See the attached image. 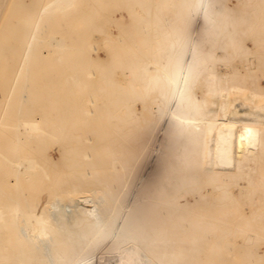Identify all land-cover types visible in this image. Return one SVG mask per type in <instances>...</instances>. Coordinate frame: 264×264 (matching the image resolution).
Instances as JSON below:
<instances>
[{
  "label": "rangeland",
  "instance_id": "rangeland-1",
  "mask_svg": "<svg viewBox=\"0 0 264 264\" xmlns=\"http://www.w3.org/2000/svg\"><path fill=\"white\" fill-rule=\"evenodd\" d=\"M7 1L0 0L1 39L4 46L16 47L18 29L7 30L19 17L7 10L2 18ZM24 1L42 5L49 0ZM67 11L65 16L56 11L50 17L54 23L44 36L40 34L45 39L36 45L33 63H26L23 51L13 50L10 65L0 68L3 153L12 155L3 150V142L18 132L23 136V130L15 127L26 119L67 115L71 118L67 129L92 130L113 146L90 152L73 169L59 164L62 160L55 146L22 144L19 154L33 153L43 162L47 150L48 159L57 162L51 174L54 190H70L81 181L80 189L98 198L127 181L146 179L155 185V160L147 159L140 144L161 138L167 168L159 185L170 194L175 187L186 189L187 196L182 195L192 202L194 190L183 181L195 175L197 184L205 183L209 202L193 204L194 211L214 221L201 235L204 259H217V264H264V0H76ZM50 36L63 45L57 51L51 49ZM155 64L174 81L155 80ZM226 92L232 101L250 105L254 113L247 118L251 122L258 119L237 126L238 157L228 171L217 157L205 156L201 146L209 117H222L213 109ZM173 140L185 150L178 161L170 146ZM97 180L101 182L94 185ZM24 182L28 189L23 182L20 187L28 196H42L46 191L41 185L49 190L40 175ZM120 251L101 253L100 258L127 259L129 254Z\"/></svg>",
  "mask_w": 264,
  "mask_h": 264
},
{
  "label": "bare ground",
  "instance_id": "bare-ground-1",
  "mask_svg": "<svg viewBox=\"0 0 264 264\" xmlns=\"http://www.w3.org/2000/svg\"><path fill=\"white\" fill-rule=\"evenodd\" d=\"M75 1L49 0L41 5L24 0L17 3L8 0L4 4L2 18L7 10L17 12L19 18L11 23L7 31L14 32L16 28L18 29L19 44L16 47L4 46L1 39L3 33L0 31V68L5 65L7 68L10 65L12 61H9L8 57L12 56L13 50L15 53L23 51L25 58L28 59L26 63H33L37 56L36 45L45 39L39 38L40 34L44 36L47 28L54 23L49 21L50 17L56 11L61 12V16H65ZM43 18L46 20L38 29V24ZM20 25L23 27L20 28ZM48 42L53 43L52 50L54 48L57 51L58 47L63 46L55 36H50ZM161 77H168L171 82L174 81L168 71L155 64V80ZM26 96L27 91L22 93V102L25 101ZM158 105L160 110L161 106ZM215 105L217 107L213 112L222 117L214 118L215 114L209 117L201 146L205 150L203 153L205 156L217 157L221 167L223 166L222 169L228 171L234 167L238 157L235 149L239 138L237 126L250 123L247 115L254 112L248 103L232 101L228 92L222 93ZM259 116L257 114L255 117ZM70 119L67 115L45 114L37 118H29L21 126L15 127L23 130V136L18 132L11 141L7 143L3 142L6 140L2 141L5 144L3 150L10 151L12 155L3 153L0 148V264H128L132 260L140 264H217L219 262L214 258L204 259V247L200 246L201 237L204 238L201 235L209 230L207 224L209 226V223L214 221H210L211 218L206 219L209 216L204 219L194 211L195 209L193 210V206H196L193 204L209 202L207 190L204 188L205 183L197 184L200 182L195 180L194 174L193 179L183 181V185L191 186L194 190L193 203L187 200L186 193L189 191L186 189L175 187V192L170 194L158 183L167 168L161 138L150 141L146 139L140 144V148L148 154L147 159L155 160V185L146 179L127 181L124 187L108 188L106 196L99 195L98 198L81 190L80 184L84 183L81 181L73 184L70 190L62 188L54 190L51 186L55 181L51 174L57 162L55 164L48 159L47 150L48 157L45 155L41 157L44 159L43 162H40L33 153L20 155L19 149L22 144L26 146L34 143L41 145L42 148L55 146L62 160L59 164H66L69 169L78 167L82 158L90 152L106 150L113 146L111 143L108 145L104 140L106 138L92 130L86 132L67 129ZM254 120L258 121V119ZM2 123H0L1 128L5 127ZM195 135L200 136L201 132ZM102 140L105 141L103 145ZM128 140L130 139H127V142ZM194 140L196 139L192 138V141ZM129 142L131 143V140ZM170 146L175 153L174 158L180 160L185 151L182 144L173 140ZM122 168L125 166L122 165ZM6 175L14 177L7 180ZM38 175L44 177V182L46 180L49 186V190H45L47 187L41 185L44 188L41 189L48 191L47 194L45 192L44 195V191L41 190L38 194L42 193V196L38 195L37 191L32 192L39 198L33 194L31 196L24 194L27 191L23 192L24 187H20L22 182L26 184L24 182L26 179ZM148 176L154 177L152 173ZM100 182L97 180L92 183L97 185ZM26 185L28 189V183ZM8 186L11 190L12 187L17 188H14L13 192L10 190L7 192ZM200 187L202 189L199 190ZM32 196H35L34 199ZM36 198L39 200L36 201ZM215 223L218 225L220 222ZM212 227L213 230L218 228H215L214 223ZM197 243L200 248L197 247ZM213 246L215 247L214 243ZM118 251L126 252L129 256L118 262L105 256L100 258L101 253L111 254Z\"/></svg>",
  "mask_w": 264,
  "mask_h": 264
}]
</instances>
